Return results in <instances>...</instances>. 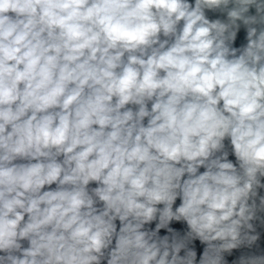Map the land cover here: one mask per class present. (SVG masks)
<instances>
[{
	"label": "clouds",
	"instance_id": "9594fccd",
	"mask_svg": "<svg viewBox=\"0 0 264 264\" xmlns=\"http://www.w3.org/2000/svg\"><path fill=\"white\" fill-rule=\"evenodd\" d=\"M0 264H264V0H0Z\"/></svg>",
	"mask_w": 264,
	"mask_h": 264
},
{
	"label": "water",
	"instance_id": "95a60500",
	"mask_svg": "<svg viewBox=\"0 0 264 264\" xmlns=\"http://www.w3.org/2000/svg\"><path fill=\"white\" fill-rule=\"evenodd\" d=\"M243 42V33H241V39L238 41V43Z\"/></svg>",
	"mask_w": 264,
	"mask_h": 264
}]
</instances>
